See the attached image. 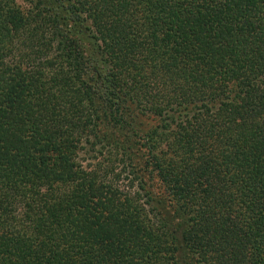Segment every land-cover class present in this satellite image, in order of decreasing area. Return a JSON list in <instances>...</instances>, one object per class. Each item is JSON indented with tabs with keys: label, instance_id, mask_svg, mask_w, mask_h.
Listing matches in <instances>:
<instances>
[{
	"label": "trees",
	"instance_id": "obj_1",
	"mask_svg": "<svg viewBox=\"0 0 264 264\" xmlns=\"http://www.w3.org/2000/svg\"><path fill=\"white\" fill-rule=\"evenodd\" d=\"M0 264H264V0H0Z\"/></svg>",
	"mask_w": 264,
	"mask_h": 264
},
{
	"label": "rangeland",
	"instance_id": "obj_2",
	"mask_svg": "<svg viewBox=\"0 0 264 264\" xmlns=\"http://www.w3.org/2000/svg\"><path fill=\"white\" fill-rule=\"evenodd\" d=\"M92 155H93V152L92 151H86L85 149L84 150H80V156H79V159L82 161V162H89L91 161V158H92Z\"/></svg>",
	"mask_w": 264,
	"mask_h": 264
}]
</instances>
